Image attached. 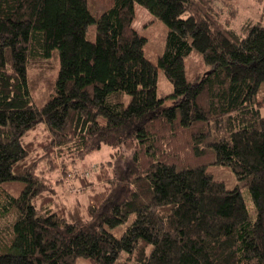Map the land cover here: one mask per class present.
<instances>
[{
    "label": "trees",
    "instance_id": "16d2710c",
    "mask_svg": "<svg viewBox=\"0 0 264 264\" xmlns=\"http://www.w3.org/2000/svg\"><path fill=\"white\" fill-rule=\"evenodd\" d=\"M138 4L168 29L158 64L133 26ZM236 6L0 0V222L11 216L0 264H264V14L235 28ZM55 50L54 92L39 106L28 66ZM196 51L209 67L191 82L185 58ZM160 68L174 86L164 97ZM42 128V139L29 137ZM104 145L114 158L100 165L89 206H50L43 159L57 149L66 168ZM205 157L239 184L216 179Z\"/></svg>",
    "mask_w": 264,
    "mask_h": 264
},
{
    "label": "rangeland",
    "instance_id": "374dc122",
    "mask_svg": "<svg viewBox=\"0 0 264 264\" xmlns=\"http://www.w3.org/2000/svg\"><path fill=\"white\" fill-rule=\"evenodd\" d=\"M234 3H236L237 6L235 7V14L233 15L237 16L238 14L239 16L231 21L232 27L240 28L244 23L260 18V15L262 13L264 14V8L258 5V3L261 2L257 0H234ZM134 22L135 29L138 31L141 30L140 32H142V35L147 37V43L144 47L146 56L151 61L158 64L159 56L163 53L162 50L165 45V38L168 31L165 23L159 19L155 20L148 10H145V12L138 10ZM95 28V24L91 25L87 31L88 38L91 41L94 40L96 35ZM185 62L187 64L186 72L191 82H194L197 75L201 72H205L209 67V65L207 66L205 64L202 56L197 51L185 58ZM59 65L60 59L58 51L55 50L52 57L49 59H39L33 61L28 66L29 88L30 91H32L34 101L39 106L45 104L54 92L56 78L60 69ZM158 74V95L164 97L171 94L174 91V86L171 81L161 68ZM261 89H264V86H262ZM263 95L264 93L262 92L260 96L263 97ZM262 104L264 105L263 102ZM44 134L45 130L42 128L31 132L29 137L40 140ZM27 140L30 139L27 138ZM111 151L112 147L104 145L97 151H92L85 156L78 157L75 162L66 168L63 166V160L57 149L54 151L53 157L49 162L43 159L39 168L40 170H38L39 174L47 181L48 188L51 192L47 194L50 197L49 205L59 209L62 208L63 212L67 214H76L80 211H84V206L87 208L90 202H92V195L97 191H101L102 181H100L97 176L99 175L98 173H100V165L106 164V166H108V162L113 160L114 156L111 155ZM203 162L207 164V170L211 174H214L216 179L227 184L229 188H234L239 184L230 166L216 164L211 157H205L204 160H202V163ZM4 186L5 190L8 187L9 191L12 190L16 194L20 192L23 184L20 183L12 186L6 184ZM0 191L2 192V190ZM241 192L244 196L246 206L249 207L251 217L253 219L256 218V207L254 206L248 186H241ZM134 216L135 215L132 214L125 224L115 227L113 233L121 236L125 227L131 223ZM9 221H11V216L2 219L0 222V225H2L7 232L10 229ZM5 239L6 237L4 236L2 239L3 242L1 240L3 245ZM5 246L6 245H4V247L0 246V253L5 251Z\"/></svg>",
    "mask_w": 264,
    "mask_h": 264
},
{
    "label": "crops",
    "instance_id": "0c3cea01",
    "mask_svg": "<svg viewBox=\"0 0 264 264\" xmlns=\"http://www.w3.org/2000/svg\"><path fill=\"white\" fill-rule=\"evenodd\" d=\"M135 8H136V13H137L138 10H140V11H142V12H143V11L145 12V10H146L144 7L140 6L139 4L136 5ZM133 26L135 27V22L133 23ZM140 31H141V30H140Z\"/></svg>",
    "mask_w": 264,
    "mask_h": 264
}]
</instances>
